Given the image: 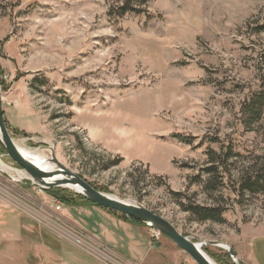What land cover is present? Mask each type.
I'll return each instance as SVG.
<instances>
[{
	"label": "rangeland",
	"instance_id": "rangeland-1",
	"mask_svg": "<svg viewBox=\"0 0 264 264\" xmlns=\"http://www.w3.org/2000/svg\"><path fill=\"white\" fill-rule=\"evenodd\" d=\"M126 1L0 0L8 133L24 149H52L96 190L161 215L216 264L232 259L212 242L232 247L239 264H264V193L237 192L238 174L264 159V107L252 125L243 110L264 79V0L132 1L144 13L118 15ZM224 147L228 169L205 192L204 168ZM6 173L0 264H196L146 225L93 235L46 190ZM170 191L218 203L224 221L194 220Z\"/></svg>",
	"mask_w": 264,
	"mask_h": 264
},
{
	"label": "water",
	"instance_id": "water-1",
	"mask_svg": "<svg viewBox=\"0 0 264 264\" xmlns=\"http://www.w3.org/2000/svg\"><path fill=\"white\" fill-rule=\"evenodd\" d=\"M14 141L15 140L8 133L4 122L0 80V146L2 147L6 156L13 162L14 165H16L14 168L9 166L10 170L16 174L19 170L25 173L26 176L21 178L18 177L19 182H21V180L28 181L29 184L44 190H49L54 187H68L95 205L122 213L126 217L136 219L144 225L157 231L165 238L170 240L178 249L186 253L196 264H216L202 250L204 243L194 242L188 236L179 232L170 221L161 215L142 206L139 203L126 201L96 190L82 177L72 173L63 164H61L56 159L52 149L50 162L55 166V170L46 171L41 169L30 159L24 157L20 153ZM3 173L7 175L6 171H3ZM55 175H61V178L55 180L52 179ZM8 176L10 177V175ZM50 179L52 180L49 181ZM73 187H77L78 190H74ZM212 244L227 250L232 262L234 264H239L236 253L232 247L219 242H212Z\"/></svg>",
	"mask_w": 264,
	"mask_h": 264
},
{
	"label": "trees",
	"instance_id": "trees-1",
	"mask_svg": "<svg viewBox=\"0 0 264 264\" xmlns=\"http://www.w3.org/2000/svg\"><path fill=\"white\" fill-rule=\"evenodd\" d=\"M136 1L137 6H142L148 2V0H127L119 10L117 11L118 15H122L124 13H136L142 14L144 13V9L140 7H136L135 5H129L131 2ZM264 107V79H261V84L259 86V90L253 93L250 97L248 103L244 104V112L247 116V124L252 125L253 123L259 121L262 115V110ZM5 125H9L4 118ZM9 127V126H8ZM16 134L19 132L16 129H12ZM180 138L179 136H174ZM183 140V139H182ZM2 150V149H1ZM233 153L230 148L224 147L223 153H212L210 163L207 167L204 168L206 174L209 175L208 179L203 181L204 190L205 192L217 190L221 185V174L227 171L228 169V162L232 157ZM197 179V178H196ZM28 184V181H26ZM237 185L239 193H247V194H258L264 193V159L256 163L253 167L249 168L248 170L242 171L238 174L237 178ZM63 189L60 188H53L46 190V193L53 197L55 200L61 202L64 206H82V205H95L88 200L84 199L79 195L68 194L63 192ZM171 196L175 199V201L180 205L181 209L186 212L189 216H191L194 220L198 222H205V221H213L217 223H222L223 219V212L224 208L215 203L214 205H205L199 204L196 202H185L182 201L183 193L182 192H173L170 191ZM100 207L98 205H95ZM103 210L108 211L109 213L116 216L118 219L126 221L128 223L134 225H141L145 226L140 221L126 217L124 214L100 207ZM228 256V254H227ZM229 258V256H228ZM229 263L233 264V262L229 258Z\"/></svg>",
	"mask_w": 264,
	"mask_h": 264
},
{
	"label": "crops",
	"instance_id": "crops-1",
	"mask_svg": "<svg viewBox=\"0 0 264 264\" xmlns=\"http://www.w3.org/2000/svg\"><path fill=\"white\" fill-rule=\"evenodd\" d=\"M63 207L66 213L70 215L71 220L84 229L86 227L85 225H87L88 232L91 233L90 231H92L93 233L91 234L93 235L98 234L99 229H101L102 232L104 231V234H107L108 230L115 229L117 226H123V228H125L126 225L128 226L127 222L120 221V219L113 214L95 205ZM94 215L96 217H94Z\"/></svg>",
	"mask_w": 264,
	"mask_h": 264
},
{
	"label": "bare ground",
	"instance_id": "bare-ground-1",
	"mask_svg": "<svg viewBox=\"0 0 264 264\" xmlns=\"http://www.w3.org/2000/svg\"><path fill=\"white\" fill-rule=\"evenodd\" d=\"M16 147L18 148V150L20 151V153L30 159L34 164H36L38 167H40L41 169H44L46 171H54L55 170V166L50 162V157L44 156L43 154H41L40 152H38L37 150H31V149H24L22 147H20L15 141H14ZM0 168L3 171L9 172L10 167L9 165H6V163H4L1 159H0ZM13 172V171H11ZM17 176L19 178L26 176L25 173L23 171H18L17 172ZM61 175H55L52 179H60ZM52 179H50L49 181H51ZM74 190H78L77 187H73Z\"/></svg>",
	"mask_w": 264,
	"mask_h": 264
},
{
	"label": "built area",
	"instance_id": "built-area-1",
	"mask_svg": "<svg viewBox=\"0 0 264 264\" xmlns=\"http://www.w3.org/2000/svg\"><path fill=\"white\" fill-rule=\"evenodd\" d=\"M52 205L55 207L56 210H59L60 209V205H59L58 202H56V203H54Z\"/></svg>",
	"mask_w": 264,
	"mask_h": 264
}]
</instances>
